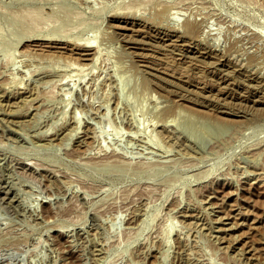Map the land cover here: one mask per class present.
<instances>
[{"label": "rangeland", "instance_id": "1", "mask_svg": "<svg viewBox=\"0 0 264 264\" xmlns=\"http://www.w3.org/2000/svg\"><path fill=\"white\" fill-rule=\"evenodd\" d=\"M0 264H264V0H0Z\"/></svg>", "mask_w": 264, "mask_h": 264}, {"label": "bare ground", "instance_id": "2", "mask_svg": "<svg viewBox=\"0 0 264 264\" xmlns=\"http://www.w3.org/2000/svg\"><path fill=\"white\" fill-rule=\"evenodd\" d=\"M88 44H89V43H86V44L83 46L85 50H86L85 47H88V46H86V45H88ZM91 44H92V43L90 42V45H91ZM94 45H95V44H94ZM80 46H81V45H80ZM80 46H79V49H80ZM95 46H96V45H95ZM76 48H77V47H76ZM87 49H88V48H87ZM93 49H94V48H93ZM95 49H96V48H95ZM82 50H83V49H82ZM90 50H91V49H90ZM80 51H81V49H80ZM92 51H94V50H92ZM84 52H85V51H84ZM89 53H90V52H89ZM89 53H87V54L89 55ZM91 53H93V52H91ZM91 53H90V54H91ZM87 57H88V56H87ZM93 57H97V55H96V56H93ZM85 58H86V57H85ZM85 58H83V60H85ZM88 58H89V57H88ZM88 58H87V60L90 59V58H89V59H88ZM90 60H91V59H90ZM90 60H89V61H90ZM94 61H95V59H94ZM85 62H86V61H85ZM74 130H75V129H74Z\"/></svg>", "mask_w": 264, "mask_h": 264}]
</instances>
